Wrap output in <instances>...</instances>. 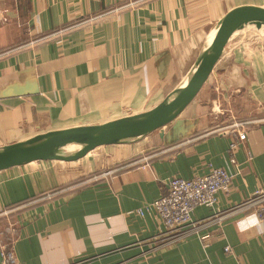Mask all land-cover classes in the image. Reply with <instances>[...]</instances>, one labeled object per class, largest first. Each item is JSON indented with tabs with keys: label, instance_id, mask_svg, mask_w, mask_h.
Returning a JSON list of instances; mask_svg holds the SVG:
<instances>
[{
	"label": "crops",
	"instance_id": "0c3cea01",
	"mask_svg": "<svg viewBox=\"0 0 264 264\" xmlns=\"http://www.w3.org/2000/svg\"><path fill=\"white\" fill-rule=\"evenodd\" d=\"M245 5L264 0H0V146L152 109ZM249 36L230 43L179 125L76 163L0 172V252L19 264H264V221L235 210L264 190V53ZM233 120L246 131L235 163ZM171 132L181 141L170 145ZM212 168L233 175L229 192L161 234L152 204L168 180Z\"/></svg>",
	"mask_w": 264,
	"mask_h": 264
},
{
	"label": "water",
	"instance_id": "95a60500",
	"mask_svg": "<svg viewBox=\"0 0 264 264\" xmlns=\"http://www.w3.org/2000/svg\"><path fill=\"white\" fill-rule=\"evenodd\" d=\"M253 32H264V7L242 6L228 11L212 30L188 78L155 107L113 121L48 131L0 146V172L34 162L76 163L99 148L133 145L168 126L179 125V117L215 74L230 43L240 34ZM167 138L170 145L181 141L174 132Z\"/></svg>",
	"mask_w": 264,
	"mask_h": 264
},
{
	"label": "built area",
	"instance_id": "2783aa9c",
	"mask_svg": "<svg viewBox=\"0 0 264 264\" xmlns=\"http://www.w3.org/2000/svg\"><path fill=\"white\" fill-rule=\"evenodd\" d=\"M219 113L220 110H217ZM243 123L234 121L230 126L231 132L237 139L230 145L231 162L235 163L234 152L240 144L246 141V131ZM114 170L103 173L102 177L114 175ZM233 182V175L224 168L211 169L209 173L186 180L181 177H173L167 182V192L152 204L157 216L160 218L164 232L161 234H176L193 224L192 215L199 207L213 208L217 205L220 192H229ZM54 195H47L45 199H51ZM236 211H250L264 221V190L239 204ZM3 214L8 215L9 212ZM227 246L226 250L230 251ZM1 264H19L15 255L9 252L5 244H1Z\"/></svg>",
	"mask_w": 264,
	"mask_h": 264
},
{
	"label": "rangeland",
	"instance_id": "374dc122",
	"mask_svg": "<svg viewBox=\"0 0 264 264\" xmlns=\"http://www.w3.org/2000/svg\"><path fill=\"white\" fill-rule=\"evenodd\" d=\"M245 6H248V5H245ZM238 7H242V6H238ZM237 8V7H235ZM235 8H232V9H235ZM230 9V10H232ZM229 10V11H230ZM228 12V11H227ZM226 12V13H227ZM225 13V14H226ZM224 16V15H223ZM222 18V17H221ZM217 24V23H216ZM251 36H249L250 38L253 37V41H254V46H255V50L258 51V53H264V36L261 35V32H253V33H249ZM256 51V52H257ZM180 85V84H179ZM178 85V86H179ZM98 156H100V152L97 154ZM110 170H113V168L111 169H108V170H105L104 172L102 173H105L107 171H110ZM103 175V174H102Z\"/></svg>",
	"mask_w": 264,
	"mask_h": 264
},
{
	"label": "bare ground",
	"instance_id": "6f19581e",
	"mask_svg": "<svg viewBox=\"0 0 264 264\" xmlns=\"http://www.w3.org/2000/svg\"><path fill=\"white\" fill-rule=\"evenodd\" d=\"M261 35L264 36V32H261ZM194 66H195V65H193V66L191 67V69L188 71V73H187V75L185 76V78L183 79V81L186 80V79L188 78V75H190V73L193 71Z\"/></svg>",
	"mask_w": 264,
	"mask_h": 264
}]
</instances>
